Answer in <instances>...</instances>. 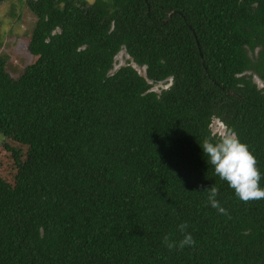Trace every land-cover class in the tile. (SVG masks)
I'll return each instance as SVG.
<instances>
[{
  "label": "trees",
  "instance_id": "16d2710c",
  "mask_svg": "<svg viewBox=\"0 0 264 264\" xmlns=\"http://www.w3.org/2000/svg\"><path fill=\"white\" fill-rule=\"evenodd\" d=\"M24 3L35 60L16 74L0 52V264H264V199L199 146L217 119L264 174V0ZM180 222L195 244L168 249Z\"/></svg>",
  "mask_w": 264,
  "mask_h": 264
},
{
  "label": "clouds",
  "instance_id": "9594fccd",
  "mask_svg": "<svg viewBox=\"0 0 264 264\" xmlns=\"http://www.w3.org/2000/svg\"><path fill=\"white\" fill-rule=\"evenodd\" d=\"M199 146L215 176L226 182L238 199L241 201L264 199V187L259 183L264 174L256 167V158L247 144L243 143L233 130L226 128L218 137H205ZM206 189L208 205L219 214L226 215L227 209L217 199L218 188L211 185ZM187 227L186 222L177 224L176 228L181 233V238L174 240L166 233L161 238L162 244L168 249L194 245L195 240L191 232L187 231Z\"/></svg>",
  "mask_w": 264,
  "mask_h": 264
},
{
  "label": "rangeland",
  "instance_id": "374dc122",
  "mask_svg": "<svg viewBox=\"0 0 264 264\" xmlns=\"http://www.w3.org/2000/svg\"><path fill=\"white\" fill-rule=\"evenodd\" d=\"M92 2L93 0H88ZM33 16L26 7L24 0H3L0 3V52L8 55L12 65V71L18 73L27 64L32 63L35 57L27 50V42L33 25ZM128 55L124 49L116 55L115 68L126 63ZM141 74H145L144 67L134 65ZM259 87L264 86V81L255 77ZM163 83H156L152 89L159 91L164 87ZM214 133L221 135L226 129L217 119L212 122ZM0 133V142L2 140ZM3 141V140H2ZM16 169L11 153L0 144V175L13 182Z\"/></svg>",
  "mask_w": 264,
  "mask_h": 264
}]
</instances>
